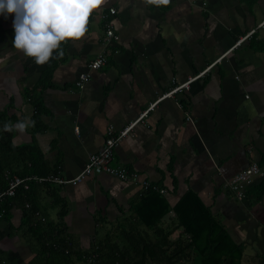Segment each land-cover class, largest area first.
I'll list each match as a JSON object with an SVG mask.
<instances>
[{"label": "crops", "instance_id": "1", "mask_svg": "<svg viewBox=\"0 0 264 264\" xmlns=\"http://www.w3.org/2000/svg\"><path fill=\"white\" fill-rule=\"evenodd\" d=\"M110 8L120 41L106 64L90 71L103 48L100 14ZM13 19L0 16V191L7 176L75 177L102 150L109 126L121 130L169 89L216 64L188 91L158 103L115 149L113 165L138 171L165 193L151 191L158 197L144 201L150 191L141 195L135 184L107 174L75 186L33 183L0 207L1 264L30 263L41 228L64 229L73 239L70 248L89 250L130 225L132 205L147 217L164 215L170 226L187 196L186 208L207 207L244 245L243 264H261L264 194L258 199L255 191L264 181V0H106L90 17L88 34L63 43V57L44 65L13 47ZM253 29L250 40L232 49ZM85 74L90 80L79 88ZM36 97L44 109L41 123L35 122ZM24 120L34 124L4 131L6 123ZM251 164L263 175L239 201L227 183Z\"/></svg>", "mask_w": 264, "mask_h": 264}, {"label": "trees", "instance_id": "2", "mask_svg": "<svg viewBox=\"0 0 264 264\" xmlns=\"http://www.w3.org/2000/svg\"><path fill=\"white\" fill-rule=\"evenodd\" d=\"M33 102L35 122L41 123L44 109L38 97ZM255 193L258 199L263 196L264 181ZM155 197L158 195L150 191L141 200ZM188 199L185 197L177 205L176 219L167 227L162 221L164 215L155 217L153 212L147 217L139 206L132 205L135 216L129 218L130 225L119 228L118 234H107L89 250L70 248L73 239L64 229L54 233L41 228L37 237L39 252L28 264H243L244 245L231 238L207 207L198 203L186 208ZM178 230L182 231L172 239Z\"/></svg>", "mask_w": 264, "mask_h": 264}, {"label": "built area", "instance_id": "3", "mask_svg": "<svg viewBox=\"0 0 264 264\" xmlns=\"http://www.w3.org/2000/svg\"><path fill=\"white\" fill-rule=\"evenodd\" d=\"M116 10L110 8L108 12H101L100 16L104 22V35L102 37V50L97 55V57L90 62L88 68L90 71H95L102 68L106 64V54L115 43L120 41V36L116 33L112 19L110 15H114ZM264 24V22L262 23ZM256 30L253 29L247 34L239 37L234 43L232 49L241 46L246 41L250 40L255 34ZM116 51V50H115ZM230 51L224 53L217 61L223 59L229 54ZM216 64L213 63L207 67L204 71L198 73L197 75L190 77L186 81L175 85L173 88L169 89L163 95H161L156 101H153L149 107L143 111L136 119L130 121L124 128L119 131H115L113 126H109L107 129L104 146L101 151L91 154L87 162L85 163L83 169L73 178H65L60 172L49 173L44 176L30 175L24 178L17 176H7V185L0 191V207L6 198L14 197L19 190H29L31 184H43V185H78L89 177H94L101 174H107L117 179L126 182L133 183L137 186L141 195L149 191H158L160 193H165L164 189H161L155 183L146 179L136 170L130 169L125 165H113L115 149L119 145L120 141L133 133L134 129L145 123V118L148 113L155 108V106L162 100L174 97L177 93H182L190 89V85L205 76L210 69ZM90 80V74H85L80 76V79L76 83L79 88H83L85 83ZM190 118H188L189 120ZM78 132V129H77ZM263 175L262 170L257 164L249 165L245 170L239 172L234 177H232L228 183L227 188L235 195V197L241 201L246 197V188L249 186L255 177ZM3 264V263H2Z\"/></svg>", "mask_w": 264, "mask_h": 264}, {"label": "clouds", "instance_id": "4", "mask_svg": "<svg viewBox=\"0 0 264 264\" xmlns=\"http://www.w3.org/2000/svg\"><path fill=\"white\" fill-rule=\"evenodd\" d=\"M148 4H167L169 0H146ZM106 0H0V16H13V47L37 65L63 57L62 44L80 41L89 31L90 17ZM33 121L24 120L4 131L23 132Z\"/></svg>", "mask_w": 264, "mask_h": 264}, {"label": "rangeland", "instance_id": "5", "mask_svg": "<svg viewBox=\"0 0 264 264\" xmlns=\"http://www.w3.org/2000/svg\"><path fill=\"white\" fill-rule=\"evenodd\" d=\"M111 232H115V230H114V231H111ZM98 233H99V236H100V234L102 233V231H99ZM248 252H249V253H252V249H249ZM247 264H251V263L248 262Z\"/></svg>", "mask_w": 264, "mask_h": 264}]
</instances>
